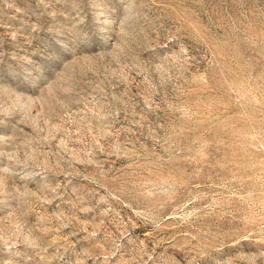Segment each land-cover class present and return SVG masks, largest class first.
<instances>
[{"label":"rangeland","instance_id":"rangeland-1","mask_svg":"<svg viewBox=\"0 0 264 264\" xmlns=\"http://www.w3.org/2000/svg\"><path fill=\"white\" fill-rule=\"evenodd\" d=\"M0 264H264V0H0Z\"/></svg>","mask_w":264,"mask_h":264}]
</instances>
